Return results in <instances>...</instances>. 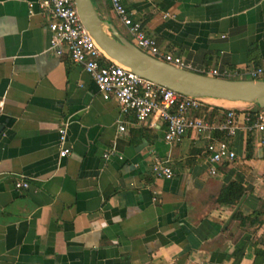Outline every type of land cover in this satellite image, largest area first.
Masks as SVG:
<instances>
[{"label": "crops", "instance_id": "0c3cea01", "mask_svg": "<svg viewBox=\"0 0 264 264\" xmlns=\"http://www.w3.org/2000/svg\"><path fill=\"white\" fill-rule=\"evenodd\" d=\"M41 1L0 0V264H254L264 249V131H249L245 116L258 110H237L239 130L227 138L232 162L213 165L210 138L194 131L168 145L157 117L139 124L122 115L81 65L48 52ZM93 2L130 40L110 0ZM123 3L192 71L248 79L236 72L264 64V0ZM230 107L238 106L217 107L219 120ZM65 124L71 153L60 158ZM155 158L173 178L154 177ZM19 179L29 187L17 188ZM233 181L246 193L237 206H220Z\"/></svg>", "mask_w": 264, "mask_h": 264}, {"label": "built area", "instance_id": "2783aa9c", "mask_svg": "<svg viewBox=\"0 0 264 264\" xmlns=\"http://www.w3.org/2000/svg\"><path fill=\"white\" fill-rule=\"evenodd\" d=\"M110 4L117 18L127 29L131 42L137 48L168 64L188 69L181 58L164 53L159 48L156 40L147 35L142 24L132 18L123 0H110ZM40 7L47 12L49 18L47 26L51 38L48 52L58 57L68 55L73 63L81 65L97 85L103 99L117 101L122 115L133 113L139 124L146 123L151 117H157L165 124L164 138L168 145L181 143L190 131L198 135H207L210 141L206 146V152L213 165L236 159V152L231 149L227 140L234 137L239 130L236 110H228L224 120L218 124L193 115V112L200 110L205 104L107 61L83 25L75 0H42ZM205 74L220 78L231 76L228 71L218 69ZM236 75L248 76L253 80L264 78V64L241 69ZM245 121L249 131H264V109L259 110L254 116L247 113ZM119 131H126L124 123L119 125ZM215 133L222 134L224 139H212L211 135ZM60 146V158L67 157L71 149L67 145L66 124L60 129ZM212 173H216L215 168ZM152 174L162 179L174 177L172 168L159 158L154 160ZM15 186L28 188L29 184L19 179Z\"/></svg>", "mask_w": 264, "mask_h": 264}, {"label": "water", "instance_id": "95a60500", "mask_svg": "<svg viewBox=\"0 0 264 264\" xmlns=\"http://www.w3.org/2000/svg\"><path fill=\"white\" fill-rule=\"evenodd\" d=\"M75 1L83 25L110 63L208 106L223 108L224 105L213 101H225L244 104L227 110L237 111L247 105L264 109V79L213 77L168 64L137 48L113 24L104 21L93 0ZM3 130L4 125L0 123V135Z\"/></svg>", "mask_w": 264, "mask_h": 264}, {"label": "trees", "instance_id": "16d2710c", "mask_svg": "<svg viewBox=\"0 0 264 264\" xmlns=\"http://www.w3.org/2000/svg\"><path fill=\"white\" fill-rule=\"evenodd\" d=\"M257 110L259 111V109ZM219 111L220 110L217 107L203 105L200 110L196 111L195 116L201 117L202 119L208 122H215L217 120L219 122H222L225 117L222 118L220 117L219 120V116H218ZM224 112H226L227 114L228 111L225 110ZM255 114L251 113L252 116H254ZM252 152H253V145L249 140L247 146V158H251ZM245 193H246L245 187L240 182L233 181L228 185H225L221 189L217 202L220 206L234 207L241 202ZM236 217L241 218L242 223H246L247 219L241 216L240 214H237ZM255 253H256V259L254 261V264H264V249L257 248Z\"/></svg>", "mask_w": 264, "mask_h": 264}, {"label": "bare ground", "instance_id": "6f19581e", "mask_svg": "<svg viewBox=\"0 0 264 264\" xmlns=\"http://www.w3.org/2000/svg\"><path fill=\"white\" fill-rule=\"evenodd\" d=\"M214 103H218V104H221V105H225V106H242L244 104L242 103H230V102H225V101H213Z\"/></svg>", "mask_w": 264, "mask_h": 264}, {"label": "rangeland", "instance_id": "374dc122", "mask_svg": "<svg viewBox=\"0 0 264 264\" xmlns=\"http://www.w3.org/2000/svg\"><path fill=\"white\" fill-rule=\"evenodd\" d=\"M238 79H240V78H238ZM249 79V78H248ZM262 79H264V78H262Z\"/></svg>", "mask_w": 264, "mask_h": 264}]
</instances>
